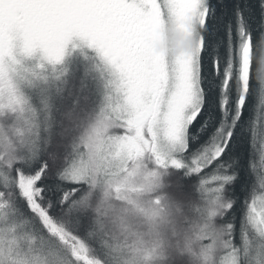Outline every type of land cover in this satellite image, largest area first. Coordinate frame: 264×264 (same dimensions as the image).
<instances>
[{
	"label": "snow or ice",
	"instance_id": "6c2138e0",
	"mask_svg": "<svg viewBox=\"0 0 264 264\" xmlns=\"http://www.w3.org/2000/svg\"><path fill=\"white\" fill-rule=\"evenodd\" d=\"M0 264H264V0H0Z\"/></svg>",
	"mask_w": 264,
	"mask_h": 264
},
{
	"label": "trees",
	"instance_id": "16d2710c",
	"mask_svg": "<svg viewBox=\"0 0 264 264\" xmlns=\"http://www.w3.org/2000/svg\"><path fill=\"white\" fill-rule=\"evenodd\" d=\"M226 2H229L231 4L234 2V0H226Z\"/></svg>",
	"mask_w": 264,
	"mask_h": 264
}]
</instances>
